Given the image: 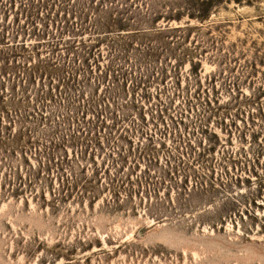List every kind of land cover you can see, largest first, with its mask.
<instances>
[{
	"label": "rangeland",
	"instance_id": "1",
	"mask_svg": "<svg viewBox=\"0 0 264 264\" xmlns=\"http://www.w3.org/2000/svg\"><path fill=\"white\" fill-rule=\"evenodd\" d=\"M0 264H264V0H0Z\"/></svg>",
	"mask_w": 264,
	"mask_h": 264
},
{
	"label": "trees",
	"instance_id": "2",
	"mask_svg": "<svg viewBox=\"0 0 264 264\" xmlns=\"http://www.w3.org/2000/svg\"><path fill=\"white\" fill-rule=\"evenodd\" d=\"M206 15H201V14H199L198 16H196V18H199L200 20H204V19H206ZM169 26V24H167V27ZM119 27V30L120 31H127V30H131L130 28H128V27H126V26H122V25H120V26H118ZM152 26H149V27H143L142 29L143 30H141V31H143V32H155V33H159L160 31H164V30H171L170 29V27H168L167 29H159V28H157V27H155L154 28V30H152ZM173 29H179V30H186L187 29V26H179V27H176V28H173Z\"/></svg>",
	"mask_w": 264,
	"mask_h": 264
}]
</instances>
